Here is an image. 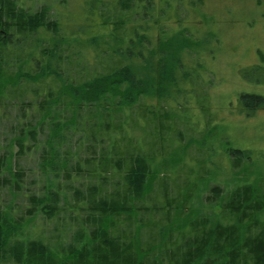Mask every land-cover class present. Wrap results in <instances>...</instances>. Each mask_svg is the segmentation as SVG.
I'll list each match as a JSON object with an SVG mask.
<instances>
[{"label":"trees","instance_id":"trees-1","mask_svg":"<svg viewBox=\"0 0 264 264\" xmlns=\"http://www.w3.org/2000/svg\"><path fill=\"white\" fill-rule=\"evenodd\" d=\"M27 1L43 0H0V113L17 109L20 130L0 159V173L8 174L12 188L21 189L23 172L12 162L33 153L45 182L40 194L26 195L28 214L40 210L52 218L59 204L67 203L66 194L75 192L72 211L80 213L81 223L74 242L61 240L52 248L43 232L18 240L0 208V264H264V174H245L234 186L204 181L176 191L169 189L167 176L160 177L163 151L159 161L155 142L173 148L170 122L176 118L175 111H160L161 103L176 101L181 92L197 96L194 73L182 58L199 42L187 34L159 32L157 46H148L147 36L160 26L153 0H138L136 12L143 10L139 20L138 13L130 16L134 0H92L87 11L100 16L98 23L84 17L68 24L65 37L58 39L45 10L36 15L42 18H29L35 15L24 7ZM116 6L129 11L111 22L101 7L109 11ZM89 36L97 60L102 56L107 63L105 73L81 80ZM13 48L30 53L16 60ZM67 49L75 54L68 68ZM258 70L264 67L255 65L251 73ZM187 82L192 86L188 93L182 90ZM151 100L159 101V107ZM239 103L248 117L264 110L262 95L244 92ZM181 105L176 101V107ZM134 114L137 124L148 126L142 127L144 133L156 140L147 149L132 134ZM223 138L213 137L221 141L233 168L257 157ZM13 147L18 148L15 155ZM196 203L206 209L199 210ZM70 206L64 205L63 212Z\"/></svg>","mask_w":264,"mask_h":264},{"label":"rangeland","instance_id":"rangeland-1","mask_svg":"<svg viewBox=\"0 0 264 264\" xmlns=\"http://www.w3.org/2000/svg\"><path fill=\"white\" fill-rule=\"evenodd\" d=\"M91 1L43 0L37 4L27 1L24 7L28 11L31 10V15H35V17H29L32 20L42 18L36 17V15L45 10L47 22L53 23L57 28V31L53 32V37L58 39L61 36L65 37L68 24L73 26L75 23L83 21L84 17H91L92 25L98 23L100 16L89 14L87 11ZM153 1L156 9L155 14L160 18L158 24L160 26L153 29L147 36L151 41L148 46L152 48L157 46V35L160 36V33L167 34V36L179 33L187 34L194 42L198 41L197 46L191 44L194 46V51L185 52L182 58L187 70L194 73L193 75L190 73V75L194 77L193 82L198 90L197 96L192 92L188 93L190 90L192 91L190 88L192 86L187 82L183 85L182 90H187L188 94L181 92L180 95H176L178 97L176 101L182 104L180 107H176L174 100L169 101L168 104L161 103L160 111L164 108V112L173 113L175 111L176 113V118L171 119L170 122L172 130L174 129L169 137L170 140H174L173 148L164 144L162 146L159 140L155 142L152 133H144L142 127L148 126L140 121L137 124L136 114L131 116L130 123V126L136 129L132 131L134 138L143 139L147 143L146 149L148 143L155 142L158 148L154 151H157L159 158L162 157L159 152L163 151V162L162 164L158 163L162 165L159 167L160 177L167 176L169 189H175V191L178 186L182 188L189 183L195 185L204 181L211 184L234 186L236 181L238 183L244 179L245 174L256 178L259 173L263 175L264 110H257L250 117L242 114L239 95L248 92L264 96V71L258 70L251 73L255 65L264 67V0ZM134 2L132 8L134 12H130V16L135 17L138 13L136 17L139 20L143 18V10L139 9L136 12L140 1L134 0ZM101 10L105 12L106 18L111 22L129 11L122 6L110 8L109 11L108 8L101 7ZM152 11L155 10L152 9ZM162 26H164V32L159 31ZM43 29L38 30L41 33L44 31ZM92 38L94 37L89 36L87 40H84V43H87V50L85 51L86 58L81 62L83 65V74L79 75L80 78L82 77L81 80L91 78L95 74L105 73L102 67L106 65V60L104 61L101 52L100 60H97L96 53L94 55L92 51V45L88 44L89 40H94ZM95 40L97 43L101 42L99 38ZM107 45L111 47V45ZM135 51L138 52V48H135ZM29 53L30 51H26L25 54L21 48L12 50L16 60L18 58L25 60ZM71 54L74 59L73 50H65L67 68L68 64L73 61L70 59ZM248 71L250 74L247 73ZM15 72L16 70L13 73ZM244 73L245 76L247 75L246 79L243 78ZM25 100L28 101V99ZM150 104L159 107L157 100H151ZM18 115L17 109L13 107L9 108L7 112L0 113V159H4V156L7 155L6 148L16 139L15 137L19 136L20 130L16 129ZM212 133L213 137L222 135L225 137L224 141L231 142L236 148L250 150L257 157L254 160L243 161L239 167L233 168L228 156L224 155L221 141H215L217 138L214 140ZM38 140H42L41 137ZM11 150L15 155L18 148L13 147ZM32 154H22L21 158L16 157L12 162L15 169L23 172L21 189L12 188L6 178L8 174L0 173V208L4 211L8 225L13 230L15 229L18 240L35 239L38 238V233L43 232V241L51 244L52 248L61 240L72 243L75 241L74 237L79 233L81 223L78 220L80 213L72 211V205L76 202L75 192L66 194L67 203H60L59 210H55L56 214L52 218H46V215L40 210L32 215L27 212L30 204L26 195L33 194V192L40 194V187L44 186L45 182L39 165L36 163V155ZM13 155L10 157V162ZM259 156L262 158L261 162ZM176 159H180V164L174 162ZM161 160L162 158L159 161ZM171 171L172 173L169 174ZM73 187H78V185ZM157 191L158 185L156 184L155 192ZM171 192L175 194L173 190ZM155 199L158 202L157 196ZM68 203L71 205L68 207V212H63L62 207ZM195 207L201 211L206 209L202 203H196ZM15 218L18 219L19 225L15 223ZM65 225H68L66 230Z\"/></svg>","mask_w":264,"mask_h":264}]
</instances>
